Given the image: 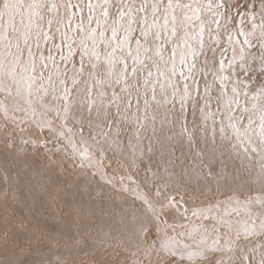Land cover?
Segmentation results:
<instances>
[{
  "label": "snow or ice",
  "instance_id": "1",
  "mask_svg": "<svg viewBox=\"0 0 264 264\" xmlns=\"http://www.w3.org/2000/svg\"><path fill=\"white\" fill-rule=\"evenodd\" d=\"M45 13L49 18L40 28ZM33 19L40 30L30 44ZM29 23L26 55L20 52L19 60L14 23L0 37V76L10 85L0 91L20 99L18 122L27 117L39 134L22 145L62 153L104 184L133 191L153 221L183 203L170 191L183 146L190 158L186 177L227 180L226 168L211 171L225 150L258 157L264 177V0H32ZM198 139L204 149L196 147ZM157 154L162 172L148 169L162 177L152 185L159 201L153 204L132 170ZM255 203L264 204L259 198ZM210 211L191 214L214 218ZM152 227L147 220L136 225L142 238ZM259 227L264 230V220ZM161 247L176 261L196 256L174 243ZM40 264L66 261L57 255Z\"/></svg>",
  "mask_w": 264,
  "mask_h": 264
},
{
  "label": "rangeland",
  "instance_id": "2",
  "mask_svg": "<svg viewBox=\"0 0 264 264\" xmlns=\"http://www.w3.org/2000/svg\"><path fill=\"white\" fill-rule=\"evenodd\" d=\"M5 2L8 4L7 8L4 7ZM54 2L62 4L63 0ZM243 2L248 3L249 0ZM31 9L32 0H0V37L14 23L12 43L14 46L21 44L13 52L17 60L20 52H25L26 55L23 36L28 34ZM48 18L45 13L40 28L46 25ZM53 28L55 29V25ZM39 30L33 19L30 44L35 42ZM33 53H37V49L33 48ZM0 79L3 80L0 87L8 89L10 85L7 77L0 76ZM19 103L20 99L15 95L9 96L7 91H0V183L5 188L0 194V264H22L23 257H28L26 264H40L44 259L51 262L57 255L66 264H260L264 260V230L259 227L260 221L264 220V204L255 203L258 198L264 202V177L260 172L259 158L255 155L250 154L249 158L237 157L225 150L223 159L216 160L211 168L213 174L221 167L226 168L229 174L227 180L218 183L215 175L205 176L203 179L191 175L186 177L183 168L190 164L189 149L187 146L178 148L176 155L184 152L185 156L183 162L176 161V181L170 191L176 192L178 200L182 196L183 203L153 221L144 205L133 198V191L124 192L119 184L114 187L104 184L99 177L92 176L88 169L74 166L62 153L22 145L23 139L37 138L39 134L34 121L24 117L23 121L18 122L22 114L14 113V109ZM13 115L17 119H13ZM43 138L49 139L48 148L51 149V139L47 136ZM196 147L204 149L205 144L198 139ZM12 162L18 164L16 173H20L21 168L47 165L65 168L68 173L80 174L83 181L101 185L117 193L119 210L110 214L104 211L102 217L108 214L109 218L94 227H84L85 219L75 215L73 225L66 224L64 230L57 227L50 230L44 223L33 220L29 210L45 209L47 201L54 214L62 218L64 216L63 219L67 220L75 199L70 200L71 206L65 207L63 199H66L67 194L62 190H41L47 196L44 201L36 200L29 194L27 208L22 207L13 188V177L9 173V163ZM105 164H111L116 169L111 160H105ZM161 164L157 154L146 157L137 169L132 170L141 182L140 191L153 204L159 201L153 197L152 185L160 183L162 177H153L148 169L162 172ZM115 174L119 176L121 172L117 170ZM95 194H90L91 201L99 205ZM249 201H252L250 206ZM185 206L187 214L183 213ZM193 209H210L209 215L214 218L194 217L191 214ZM145 220L154 227L146 238H142L136 225ZM214 241L218 243H213ZM172 243L186 254L195 253V258L174 260L161 247L162 244ZM245 257L248 259L245 260Z\"/></svg>",
  "mask_w": 264,
  "mask_h": 264
},
{
  "label": "bare ground",
  "instance_id": "3",
  "mask_svg": "<svg viewBox=\"0 0 264 264\" xmlns=\"http://www.w3.org/2000/svg\"><path fill=\"white\" fill-rule=\"evenodd\" d=\"M16 165L18 164L13 162L9 163V173L11 177H13L11 178L14 182L13 188L15 194L19 197L22 207L27 208L26 203L28 202L27 198L29 194L36 200L44 201L47 196H45V194L43 195V192H40L41 190L48 192L55 188L62 190L67 194L66 199H63V205L65 207H68L69 205L71 206L70 200L75 199L73 200L74 203L72 205L71 215H69V219L67 220L63 219L64 216L62 218L59 215L54 214V212L49 209L47 201L46 204L41 203L42 205H46L47 208H34L29 210V214L33 220H36L37 223H44L50 230H54L53 228L56 227L59 230H64L66 224L73 225L75 223V215H79L85 219L84 227H94L95 225H98V223L107 220L109 218L108 214L113 211L118 212L119 210V208H117V205L119 204L116 197L117 193L107 190L101 185L83 181V178H80V174H74L73 172L68 173L65 168H57L55 166L52 167L47 165H35L30 166L29 168H21L22 170L20 173L19 171L16 173ZM21 166L24 167V165ZM4 189L3 184L0 183V194ZM98 190L103 193V196L98 199L99 205H97V202L91 201L92 196H90L91 193H96ZM104 211L108 214L102 217ZM23 258L24 260L22 261V264H26L28 261L26 258L28 257Z\"/></svg>",
  "mask_w": 264,
  "mask_h": 264
}]
</instances>
